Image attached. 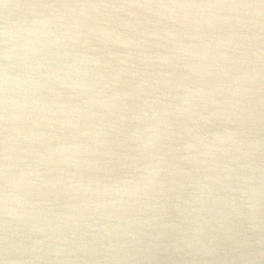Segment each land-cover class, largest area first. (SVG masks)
Returning <instances> with one entry per match:
<instances>
[{"label": "water", "instance_id": "95a60500", "mask_svg": "<svg viewBox=\"0 0 264 264\" xmlns=\"http://www.w3.org/2000/svg\"><path fill=\"white\" fill-rule=\"evenodd\" d=\"M0 264H264V0H0Z\"/></svg>", "mask_w": 264, "mask_h": 264}]
</instances>
